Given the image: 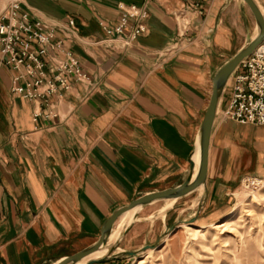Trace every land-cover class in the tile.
Here are the masks:
<instances>
[{
    "label": "crops",
    "instance_id": "obj_1",
    "mask_svg": "<svg viewBox=\"0 0 264 264\" xmlns=\"http://www.w3.org/2000/svg\"><path fill=\"white\" fill-rule=\"evenodd\" d=\"M17 2V16L50 24L73 18L74 32H55L87 74L48 96L23 97L10 91L13 70L0 63V264H52L95 241L115 207L185 178L212 73L229 47L228 25L239 23L244 5L149 0L146 30L120 47L96 40L106 35L104 24L118 21V2L143 0ZM226 95L208 144L205 182L214 197L264 172V123L224 118ZM129 210L113 221L105 246L124 229Z\"/></svg>",
    "mask_w": 264,
    "mask_h": 264
},
{
    "label": "rangeland",
    "instance_id": "obj_2",
    "mask_svg": "<svg viewBox=\"0 0 264 264\" xmlns=\"http://www.w3.org/2000/svg\"><path fill=\"white\" fill-rule=\"evenodd\" d=\"M16 1L0 0V16L6 14ZM241 1L244 6L239 23L228 25L230 39L224 58L257 31L250 8L244 0ZM256 1L261 5L264 17V1ZM240 62L227 78L221 95L229 97L232 78L240 69ZM226 103L219 112L230 119L223 114ZM247 123L257 125L264 122ZM167 200L160 198L143 205L130 223L133 208L129 210L123 222L127 223V229L134 223V228L124 236L127 229L122 232L121 226L116 246L109 253L136 250L144 244L156 242V247L146 248L138 255H118L128 256V264H264V172L245 175L224 196H209L205 182V188L193 189L175 198L172 204L166 205ZM137 215H140L138 220ZM175 223L170 231H166Z\"/></svg>",
    "mask_w": 264,
    "mask_h": 264
},
{
    "label": "built area",
    "instance_id": "obj_3",
    "mask_svg": "<svg viewBox=\"0 0 264 264\" xmlns=\"http://www.w3.org/2000/svg\"><path fill=\"white\" fill-rule=\"evenodd\" d=\"M118 2L121 15L115 24H104L106 35L97 42L116 40L118 46L127 47L137 34L146 30L143 20L146 3ZM18 2L0 16V63L12 70L10 91L23 97L48 96L58 89H67L74 80L87 74L79 59L63 45V37L55 29L75 31L74 20L68 17L61 24H50L41 19L17 16ZM132 24L126 29L128 22ZM60 52L48 58L49 52ZM234 73L230 95L223 114L241 123L264 122V41L260 42L240 62Z\"/></svg>",
    "mask_w": 264,
    "mask_h": 264
},
{
    "label": "water",
    "instance_id": "obj_4",
    "mask_svg": "<svg viewBox=\"0 0 264 264\" xmlns=\"http://www.w3.org/2000/svg\"><path fill=\"white\" fill-rule=\"evenodd\" d=\"M244 1L248 5L254 16L257 26V31L247 42H245L241 47H239L234 53L230 54L227 58H225L212 73L211 90H210L208 102L205 107L202 119L200 121L194 143V151L196 148H198V154H199L198 164L194 173H193L194 161L192 158H190L189 160L190 167L188 173L181 182H179L174 186H168L157 190L147 191L132 198L127 203L115 207L111 211V213L104 219L100 228V233L98 237L95 239V241L69 255H65L64 257L58 259L52 264H74L82 257L88 255L89 253L97 250L102 246H105L107 237L112 229L113 221L117 218V216H119L121 213L125 212L126 210L132 208L134 210L131 218L129 219V223H130L133 220L136 211L140 207L151 201L160 198H173L174 200L175 198H178L186 194L187 192L193 190L199 185L205 188L209 137L223 86L227 78L231 74V72L237 66V64L252 51V49L259 41L264 39V17L260 10L258 2L256 0H244ZM175 225L176 223L167 227L166 231H170ZM126 229L127 226L124 227L122 232L125 231ZM119 235L120 233L116 235V238L114 239L112 244L106 246L105 253L97 257L89 258L85 262H83V264H90L93 261H97L108 256L109 257L117 256L118 253H124L127 255H138L140 251L156 245V242H153V243L144 244L143 246H141L139 249L136 250L122 249L121 251H118L116 253H109L113 249V247L116 246V241Z\"/></svg>",
    "mask_w": 264,
    "mask_h": 264
},
{
    "label": "bare ground",
    "instance_id": "obj_5",
    "mask_svg": "<svg viewBox=\"0 0 264 264\" xmlns=\"http://www.w3.org/2000/svg\"><path fill=\"white\" fill-rule=\"evenodd\" d=\"M260 5V4H259ZM260 7V10H261V12H262V8H261V5L259 6ZM263 14V13H262ZM262 41V40H261ZM261 41H259L256 45H255V47L261 42ZM254 47V48H255ZM253 48V49H254ZM252 49V50H253ZM196 151H197V153H196ZM196 153V156H194V154ZM194 154L192 155V159H193V156H194V159H193V161H194V168H193V173H194V171L196 170V167H197V164H198V157H199V154H198V148H196L195 149V151H194ZM199 187H201V185H199V186H197L196 188H199ZM196 188H194V189H196ZM164 201H165V199H164ZM171 202H173V198H168V200H167V203H166V205L168 204H170ZM172 204V203H171ZM164 205V204H163ZM171 206V205H170ZM164 207H165V205H164ZM163 207V208H164ZM134 211V210H133ZM231 212H229L228 214H230ZM124 214V213H123ZM123 214H121V216L123 215ZM227 214V215H228ZM130 219V218H129ZM118 235V234H117ZM157 245H155V246H152V247H148L147 249H149V248H151V249H153L154 247H156ZM105 251H106V246H102V247H100V248H98L97 250H95V251H93V252H91V253H89L88 255H86V256H84V257H82L81 259H79L78 261H76V263L77 264H83V261L85 260V258H92V257H97V256H99L100 255V253H101V255L103 254V253H105ZM85 262V261H84Z\"/></svg>",
    "mask_w": 264,
    "mask_h": 264
}]
</instances>
